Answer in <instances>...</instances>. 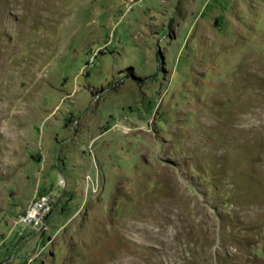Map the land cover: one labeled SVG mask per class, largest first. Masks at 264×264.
I'll return each instance as SVG.
<instances>
[{
    "label": "rangeland",
    "instance_id": "1",
    "mask_svg": "<svg viewBox=\"0 0 264 264\" xmlns=\"http://www.w3.org/2000/svg\"><path fill=\"white\" fill-rule=\"evenodd\" d=\"M0 264H264V0H0Z\"/></svg>",
    "mask_w": 264,
    "mask_h": 264
},
{
    "label": "built area",
    "instance_id": "2",
    "mask_svg": "<svg viewBox=\"0 0 264 264\" xmlns=\"http://www.w3.org/2000/svg\"><path fill=\"white\" fill-rule=\"evenodd\" d=\"M52 211V200L47 194L35 195L19 214L17 222L37 230L47 228V219Z\"/></svg>",
    "mask_w": 264,
    "mask_h": 264
}]
</instances>
